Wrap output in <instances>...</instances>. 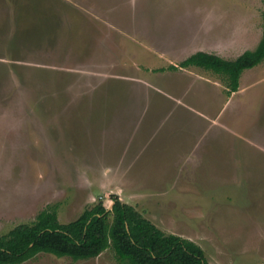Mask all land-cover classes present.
I'll list each match as a JSON object with an SVG mask.
<instances>
[{
    "label": "rangeland",
    "instance_id": "obj_1",
    "mask_svg": "<svg viewBox=\"0 0 264 264\" xmlns=\"http://www.w3.org/2000/svg\"><path fill=\"white\" fill-rule=\"evenodd\" d=\"M264 0H0V235L113 196L211 264L264 263V60L240 86L198 66L263 35ZM123 264L112 248L74 260Z\"/></svg>",
    "mask_w": 264,
    "mask_h": 264
},
{
    "label": "trees",
    "instance_id": "obj_2",
    "mask_svg": "<svg viewBox=\"0 0 264 264\" xmlns=\"http://www.w3.org/2000/svg\"><path fill=\"white\" fill-rule=\"evenodd\" d=\"M264 60L263 35L257 46L234 59L199 50L172 68L198 66L222 74L231 91L240 86L245 69ZM112 208L103 202L86 208L76 219L63 223L57 208H44L30 223H21L0 235V264H22L39 252L68 256L74 260L115 250L123 264H211L196 241L166 233L134 205L113 196ZM264 264V263H261Z\"/></svg>",
    "mask_w": 264,
    "mask_h": 264
}]
</instances>
